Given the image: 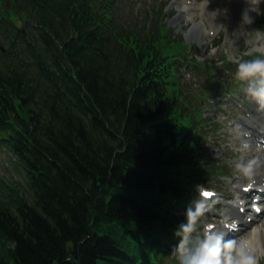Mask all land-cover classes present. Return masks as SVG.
<instances>
[{
    "label": "trees",
    "instance_id": "16d2710c",
    "mask_svg": "<svg viewBox=\"0 0 264 264\" xmlns=\"http://www.w3.org/2000/svg\"><path fill=\"white\" fill-rule=\"evenodd\" d=\"M70 2L0 0V42L8 47L14 42L10 56H0V88L12 95L19 89L25 104L32 101L33 88L26 82L31 75L17 63L6 64L19 56L30 61L28 69L38 70L49 53L68 49L78 73L70 77L69 103L44 97L48 113L55 120L64 115L61 122L67 126L59 132L51 128L52 144H40L37 152V144H26V128L14 134L25 114L22 101L20 114L11 100L0 97V143L24 158L29 186L20 197L12 184L0 186V264H117L125 259L122 249L129 242L122 230L153 216L154 207L131 191L157 203L168 190L162 172L174 151L173 113L147 101L137 71L120 73L115 81L103 74L106 66L90 63L86 56L96 38L84 45L66 42L71 30L87 36L77 27L84 12ZM4 14L20 15L28 22L27 34L7 23ZM61 17L70 28H61ZM63 92L61 87L56 97ZM11 112L16 117L8 116Z\"/></svg>",
    "mask_w": 264,
    "mask_h": 264
},
{
    "label": "clouds",
    "instance_id": "9594fccd",
    "mask_svg": "<svg viewBox=\"0 0 264 264\" xmlns=\"http://www.w3.org/2000/svg\"><path fill=\"white\" fill-rule=\"evenodd\" d=\"M256 4H260L262 0H254ZM249 22H251L249 20ZM234 78L236 81L242 82L244 93L250 103L254 104L259 111H264V59L253 58L245 60L237 64ZM243 150L260 152V146L255 149L252 143L243 146ZM239 171L243 178L251 180L257 175L264 174V157L255 156L247 163L238 165ZM207 248H220V254L215 258H211L204 254V247L192 257H186L181 253V264H258L259 257L256 254L239 255L238 245L233 244L230 251H225L227 244H222L219 240H206ZM260 256H264V250L260 252Z\"/></svg>",
    "mask_w": 264,
    "mask_h": 264
},
{
    "label": "bare ground",
    "instance_id": "6f19581e",
    "mask_svg": "<svg viewBox=\"0 0 264 264\" xmlns=\"http://www.w3.org/2000/svg\"><path fill=\"white\" fill-rule=\"evenodd\" d=\"M214 3L216 4V5H218V6H221V8L220 9H216V11L218 12V13H220V14H222L225 10L223 9V7H222V5L224 4V3H228V1L227 0H214ZM250 11H251V8L249 9ZM182 18V17H181ZM183 19V18H182ZM175 20L176 21H178V20H180L179 18H177V17H175ZM201 32H200V30H199V28L197 27V26H192V28H191V30H190V34L191 35H197V34H200Z\"/></svg>",
    "mask_w": 264,
    "mask_h": 264
},
{
    "label": "rangeland",
    "instance_id": "374dc122",
    "mask_svg": "<svg viewBox=\"0 0 264 264\" xmlns=\"http://www.w3.org/2000/svg\"><path fill=\"white\" fill-rule=\"evenodd\" d=\"M218 186L222 189V191H224V194H228L227 191L225 190V186H223L222 184H218Z\"/></svg>",
    "mask_w": 264,
    "mask_h": 264
},
{
    "label": "snow or ice",
    "instance_id": "6c2138e0",
    "mask_svg": "<svg viewBox=\"0 0 264 264\" xmlns=\"http://www.w3.org/2000/svg\"><path fill=\"white\" fill-rule=\"evenodd\" d=\"M246 190H249V189H246Z\"/></svg>",
    "mask_w": 264,
    "mask_h": 264
}]
</instances>
